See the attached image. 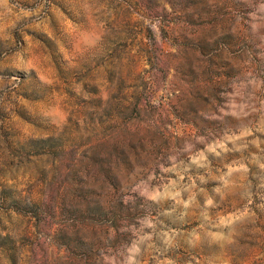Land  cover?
Masks as SVG:
<instances>
[{"label": "rangeland", "instance_id": "obj_1", "mask_svg": "<svg viewBox=\"0 0 264 264\" xmlns=\"http://www.w3.org/2000/svg\"><path fill=\"white\" fill-rule=\"evenodd\" d=\"M264 255V0H0V264Z\"/></svg>", "mask_w": 264, "mask_h": 264}, {"label": "trees", "instance_id": "obj_2", "mask_svg": "<svg viewBox=\"0 0 264 264\" xmlns=\"http://www.w3.org/2000/svg\"><path fill=\"white\" fill-rule=\"evenodd\" d=\"M247 255L244 253H235L231 254V263L232 264H247L248 262ZM253 264H264V255L259 260H253Z\"/></svg>", "mask_w": 264, "mask_h": 264}]
</instances>
